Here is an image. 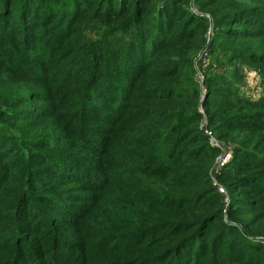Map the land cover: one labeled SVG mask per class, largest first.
Here are the masks:
<instances>
[{
    "label": "trees",
    "instance_id": "trees-1",
    "mask_svg": "<svg viewBox=\"0 0 264 264\" xmlns=\"http://www.w3.org/2000/svg\"><path fill=\"white\" fill-rule=\"evenodd\" d=\"M248 70L264 0H0V264H264Z\"/></svg>",
    "mask_w": 264,
    "mask_h": 264
},
{
    "label": "built area",
    "instance_id": "built-area-1",
    "mask_svg": "<svg viewBox=\"0 0 264 264\" xmlns=\"http://www.w3.org/2000/svg\"><path fill=\"white\" fill-rule=\"evenodd\" d=\"M213 37V30L210 29L209 33H208V43L210 42V40L212 39ZM208 60H209V53L207 50H204L203 52H201L198 56V59H197V67H198V72H199V79L201 82L204 81V76H203V73H204V69L208 66ZM201 69V70H200ZM248 71H250L249 73H247ZM246 72V82L248 84V81L249 80H254V78H256L258 76V72L257 71H251V70H248ZM205 126V124L203 125V127ZM205 134L207 136H209L210 138V143L212 146L220 149L222 151V154L217 158V161H216V165L212 171V175H213V180H214V183L216 185V187L218 188L219 192L221 194H226L225 190L218 185V183L216 182V176L218 175L219 171L221 170V168L232 158V152L230 151H227L225 148H224V145L221 144L220 142H218L214 136H213V133L210 131V130H205Z\"/></svg>",
    "mask_w": 264,
    "mask_h": 264
},
{
    "label": "rangeland",
    "instance_id": "rangeland-1",
    "mask_svg": "<svg viewBox=\"0 0 264 264\" xmlns=\"http://www.w3.org/2000/svg\"><path fill=\"white\" fill-rule=\"evenodd\" d=\"M253 71H255V70H253ZM249 72L250 71H248L247 73H249ZM246 88H247V91L249 93H251V95H253L254 98H258V97L262 96L264 93V88H263L261 80H260V75L258 74V76L256 78H254V80H249Z\"/></svg>",
    "mask_w": 264,
    "mask_h": 264
}]
</instances>
